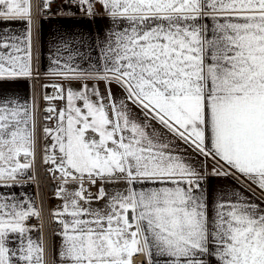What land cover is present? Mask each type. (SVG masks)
Wrapping results in <instances>:
<instances>
[{
	"label": "snow or ice",
	"instance_id": "1",
	"mask_svg": "<svg viewBox=\"0 0 264 264\" xmlns=\"http://www.w3.org/2000/svg\"><path fill=\"white\" fill-rule=\"evenodd\" d=\"M0 264H264V0H0Z\"/></svg>",
	"mask_w": 264,
	"mask_h": 264
},
{
	"label": "crops",
	"instance_id": "2",
	"mask_svg": "<svg viewBox=\"0 0 264 264\" xmlns=\"http://www.w3.org/2000/svg\"><path fill=\"white\" fill-rule=\"evenodd\" d=\"M50 27V26H49ZM47 31H48V27H46V29H45V33H46V35H47Z\"/></svg>",
	"mask_w": 264,
	"mask_h": 264
},
{
	"label": "built area",
	"instance_id": "3",
	"mask_svg": "<svg viewBox=\"0 0 264 264\" xmlns=\"http://www.w3.org/2000/svg\"><path fill=\"white\" fill-rule=\"evenodd\" d=\"M42 189H38L37 191H41Z\"/></svg>",
	"mask_w": 264,
	"mask_h": 264
}]
</instances>
